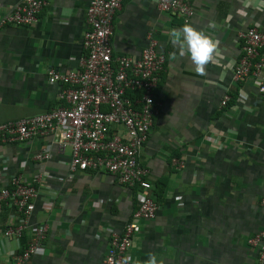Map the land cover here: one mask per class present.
I'll use <instances>...</instances> for the list:
<instances>
[{
    "label": "crops",
    "instance_id": "0c3cea01",
    "mask_svg": "<svg viewBox=\"0 0 264 264\" xmlns=\"http://www.w3.org/2000/svg\"><path fill=\"white\" fill-rule=\"evenodd\" d=\"M20 0H0V17ZM88 0H46L28 26L0 29V122L45 112L59 101L47 71L77 69ZM186 23L218 41L219 63L207 76L179 57L168 35L185 23L157 9L155 0H122L112 22L113 53L137 56L146 33L165 61L154 89L160 108L137 154L153 182L163 177L155 216L141 221L126 256L144 264L155 253L164 264H253L246 238L264 226V95L248 75L232 80L241 53L239 32L264 26L259 0H192ZM215 25V28L212 27ZM173 53H176L174 56ZM259 76L264 80V68ZM226 93L228 100L220 106ZM40 148L49 156L33 158ZM182 159L175 167L171 158ZM69 149L50 136L0 141V186L9 174L37 178L38 195L20 237L3 235L14 213L0 203V264H10L36 227L39 248L22 264H103L112 232L119 233L137 206L136 187L104 171H75L67 179ZM154 196V193H152Z\"/></svg>",
    "mask_w": 264,
    "mask_h": 264
},
{
    "label": "built area",
    "instance_id": "2783aa9c",
    "mask_svg": "<svg viewBox=\"0 0 264 264\" xmlns=\"http://www.w3.org/2000/svg\"><path fill=\"white\" fill-rule=\"evenodd\" d=\"M122 0H88L85 7V28L82 32V53L77 69L65 72L49 68L48 83H58L59 103L49 110L0 122V141L23 142L35 137L50 136L58 151L69 149L67 179L75 171H104L114 175L119 184L136 187L138 201L119 233L112 232L107 241L103 264H123L132 236L141 221L155 216L157 203L147 169L137 160L154 117L160 108L156 97L159 73L163 69L164 53L156 49V39L149 31L145 45L137 56L112 51L111 34L115 12ZM46 0H20L0 17V29L5 25L28 26ZM158 10L179 17L186 23L193 14L192 0H155ZM241 53L232 66V80L242 81L252 75L257 91L264 95V80L259 76L264 68V26L248 27L239 32ZM224 93L220 106L225 105ZM46 148H40L33 158L47 159ZM182 167V159L171 158ZM37 178L24 179L20 173L6 176L0 186V203L11 209L14 221L6 225L3 235L17 239L27 227L33 200L38 195ZM259 204L264 206V196ZM45 227H36L26 245L11 255L10 264H22L40 246ZM253 251L254 263L264 264V226L246 238Z\"/></svg>",
    "mask_w": 264,
    "mask_h": 264
},
{
    "label": "clouds",
    "instance_id": "9594fccd",
    "mask_svg": "<svg viewBox=\"0 0 264 264\" xmlns=\"http://www.w3.org/2000/svg\"><path fill=\"white\" fill-rule=\"evenodd\" d=\"M246 6L252 5V0H244ZM259 7L264 8V0H259ZM215 28V25H212ZM171 43L178 48L179 57L189 56L194 71L199 76H207V69L210 64L219 63L222 58V50L218 41L203 31L197 30L190 23H185L180 29H172L168 33ZM175 56L176 53H173ZM123 264H134L133 258L129 255L123 260ZM144 264H164L158 260L155 253H149Z\"/></svg>",
    "mask_w": 264,
    "mask_h": 264
},
{
    "label": "trees",
    "instance_id": "16d2710c",
    "mask_svg": "<svg viewBox=\"0 0 264 264\" xmlns=\"http://www.w3.org/2000/svg\"><path fill=\"white\" fill-rule=\"evenodd\" d=\"M165 183V179L163 177H160L158 179H156L153 182V193H154V199H158V197L161 195L162 192V186Z\"/></svg>",
    "mask_w": 264,
    "mask_h": 264
}]
</instances>
